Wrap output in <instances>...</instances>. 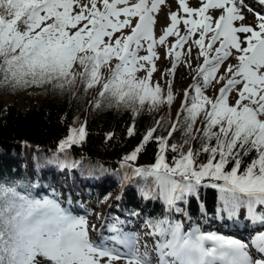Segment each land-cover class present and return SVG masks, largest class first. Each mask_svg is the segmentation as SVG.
<instances>
[{
	"label": "snow or ice",
	"instance_id": "6c2138e0",
	"mask_svg": "<svg viewBox=\"0 0 264 264\" xmlns=\"http://www.w3.org/2000/svg\"><path fill=\"white\" fill-rule=\"evenodd\" d=\"M255 3L264 9V0ZM165 7L170 23L157 37ZM158 47L170 67H158ZM180 66L192 83L173 120ZM157 72L170 77L166 90L153 81ZM77 80L85 91L99 87L96 108L107 102L133 116L145 106L169 110L120 163L124 180L143 181L144 198L162 200L176 214L146 222L149 235L159 237L158 264H264V232L251 241L254 256L239 239L183 222L190 219L184 206L210 188L219 193L222 218L264 225V11L247 0H177L176 10L169 0H0V87L71 90ZM135 134L130 125L128 136ZM86 139V124L71 128L57 147L63 157L50 163L81 166L69 160L70 149ZM150 143L155 162L135 166ZM19 187L0 183V264H153L116 225L109 230L123 251L93 242L88 221L57 200Z\"/></svg>",
	"mask_w": 264,
	"mask_h": 264
},
{
	"label": "trees",
	"instance_id": "16d2710c",
	"mask_svg": "<svg viewBox=\"0 0 264 264\" xmlns=\"http://www.w3.org/2000/svg\"><path fill=\"white\" fill-rule=\"evenodd\" d=\"M31 88L41 90L38 100L21 110L16 105L3 108L0 101V183L17 184L18 190L26 188L36 198L55 199L78 217H83L84 207L89 213L93 211L90 205L97 207L113 200L109 217L123 228L139 226L151 232L147 221L165 216L176 218L162 200L144 198L143 181L135 177L124 180L125 169L120 167L122 158L169 112L166 105L152 112L145 106L136 116L123 108L107 107V102L96 108L99 87L85 91L79 80L71 90L56 89L52 85L22 89L0 87V100ZM175 116L171 113L173 120ZM83 124H86L87 139L80 146L74 145L69 156L70 161L80 162L81 166L62 169L50 163L57 155L63 157L57 153V147L69 130ZM130 125L135 126L136 134L132 137L128 136ZM109 133L113 134L111 140L106 139ZM156 134L167 135V132L157 129ZM176 140L179 141V134ZM156 151L157 146L150 143L140 153L135 166L153 164ZM219 206L216 190L201 189L199 199H192L184 206L190 219L183 222L187 228L199 227L205 233L224 235L229 220L218 213ZM246 222L252 227L264 228V225ZM107 232H111L108 224L101 230L103 235H108Z\"/></svg>",
	"mask_w": 264,
	"mask_h": 264
},
{
	"label": "rangeland",
	"instance_id": "374dc122",
	"mask_svg": "<svg viewBox=\"0 0 264 264\" xmlns=\"http://www.w3.org/2000/svg\"><path fill=\"white\" fill-rule=\"evenodd\" d=\"M192 1L193 0H189V3H192ZM252 1L255 4V0H250V2ZM169 3L172 5V10H176L177 0H169ZM168 12L169 9L165 7L163 9V12L158 17V22L155 27V33L157 37L162 34L164 28L167 27L168 24L170 23V21L167 20ZM251 17H252L251 21H253V15ZM169 39L174 41V38H169ZM157 52L160 53L161 55V60L157 61L158 67L160 68L170 67V62L167 59H165L163 56L164 49L158 47ZM169 78L170 77H165V79H169ZM165 79H161V75L159 72L154 73L153 75V81L154 82L159 81L161 86L164 87L166 90L167 85L165 84ZM191 83H192V77L190 74V70L186 69L183 66L178 67L176 72V78L173 84V92L177 97V101L174 102L171 109V113H173V115L176 114L177 104L180 100L183 90L188 88ZM49 85L51 84L44 85L43 87H47ZM40 91L41 90L38 88H31L29 90H26L18 94L17 96L4 97L0 101L3 108L8 107L10 105H16V107H18V109L21 110L22 108L27 107L31 102L37 101L38 94ZM208 94L209 95L212 94L211 89L209 90ZM112 202L113 200H111L107 204L99 205L97 207L95 206V204H92L89 207H92L93 211L89 213L87 210H86L87 212L84 210L86 207H84V209L82 208L83 212L80 213L88 221L90 239L95 243L102 242L103 238H102L101 230L103 229V226L106 224H108L109 226L116 225L118 228L121 229L122 233L126 234L129 237L135 238V243L141 253L148 252L153 261V264H158V257L155 249V244L159 238L149 235L150 232H148L145 227L143 228L139 226H134V227L128 226L126 228L120 227L116 219L113 220L110 219L111 217H109V212ZM71 214L73 215V213ZM245 222L246 220H243L242 218L239 220V222H233L229 220L226 225L228 230L224 232L223 236L231 237L233 239H239L242 242L249 244V250L255 256L256 253L251 248V241L253 237L257 235L259 232H264V228L262 226L255 228L252 227V225H247V222L246 224H244ZM108 233L110 232H107V234ZM219 234L221 235V233ZM115 235L116 233L114 232L112 235H110V237H108L107 235H103L105 237L107 236L104 240L106 241L110 240L109 242H105V243H107L109 247L116 246L119 247L121 251H123L124 249L122 246L114 245V241L112 238ZM119 264H124V262L120 261Z\"/></svg>",
	"mask_w": 264,
	"mask_h": 264
},
{
	"label": "bare ground",
	"instance_id": "6f19581e",
	"mask_svg": "<svg viewBox=\"0 0 264 264\" xmlns=\"http://www.w3.org/2000/svg\"><path fill=\"white\" fill-rule=\"evenodd\" d=\"M247 2L251 5L250 0H247ZM190 4H191L192 6H197V0H193L192 3H190ZM255 6H256V8H254V9H256L257 11H264V9L259 8V7L257 6L256 3H255ZM245 15H246V17H247V21H248V22H252V21H251V19H252V17H251V16H252L251 13L245 11Z\"/></svg>",
	"mask_w": 264,
	"mask_h": 264
}]
</instances>
